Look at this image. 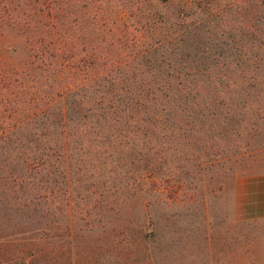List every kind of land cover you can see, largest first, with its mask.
I'll return each instance as SVG.
<instances>
[{
	"label": "trees",
	"instance_id": "1",
	"mask_svg": "<svg viewBox=\"0 0 264 264\" xmlns=\"http://www.w3.org/2000/svg\"><path fill=\"white\" fill-rule=\"evenodd\" d=\"M198 1L205 4L201 19L187 24L163 19L148 0H0V34L17 29L30 45L24 71L28 80L21 84L34 88L31 106L39 105L32 119L16 128L29 126L40 135L21 153L31 175L45 173L46 187L52 188L58 165L70 178L77 164L74 141L112 143L96 144L105 149L101 159L111 155L114 145L121 146L123 156L132 159L122 162L119 157L123 166L138 164L133 151L141 154L142 148L131 145L137 140H164L157 149L161 154L188 139L197 152L195 144L212 137L210 131L204 133V122L214 116L213 107L229 106L238 116L252 102L263 105V94L252 98L244 91L249 73H264V0H229V57L224 47L217 51L222 0ZM115 12L119 19L111 16ZM91 15V29L98 34L88 41ZM0 143L9 152L18 146L11 137L0 138ZM78 149L83 173L90 167L84 153L92 150L89 144ZM20 185L14 200L30 207L29 213V203L41 201L35 188ZM45 190L50 213L58 197ZM44 238L0 239V264H57L49 246L35 250ZM64 250L57 255L59 264H73L72 248Z\"/></svg>",
	"mask_w": 264,
	"mask_h": 264
},
{
	"label": "rangeland",
	"instance_id": "2",
	"mask_svg": "<svg viewBox=\"0 0 264 264\" xmlns=\"http://www.w3.org/2000/svg\"><path fill=\"white\" fill-rule=\"evenodd\" d=\"M148 1L163 19L174 23L198 22L205 6L198 0L196 5L193 0ZM221 2L225 13L219 17L217 51L224 47L229 57V0ZM93 16H88V41L98 34V29H91ZM111 16L119 19L116 12ZM9 31L0 34V138L11 137L18 146L9 152L0 143V239L45 237L35 250L49 246L52 263L57 264L61 261L57 255L66 246L72 248L73 264H264V221H236L229 199L230 176L264 168V102L240 108L238 116L229 106L213 107L214 116L204 122V133L210 131L212 137L195 144L197 152L191 151L188 139L161 154L157 149L164 140H137L131 143L142 148L141 154L133 151L137 165L121 164L119 157L122 162L132 159L123 156L118 144L101 159L105 149L96 144L112 143L90 140L92 151L84 153L90 167L82 173L85 162L78 146L88 144L74 141L75 170L66 179L56 165L48 188L45 173L31 175L21 154L40 138L32 127L19 129L39 104L31 106L34 88L21 84L28 80L24 71L30 45L21 31ZM249 74L244 92L262 98L264 73ZM39 103L44 108L45 102ZM27 106L29 110L20 113ZM101 163L100 169L92 168ZM19 184L35 188V198L41 201L30 202L29 213L30 207H20L14 200ZM45 189L58 197L50 213L44 204Z\"/></svg>",
	"mask_w": 264,
	"mask_h": 264
},
{
	"label": "crops",
	"instance_id": "3",
	"mask_svg": "<svg viewBox=\"0 0 264 264\" xmlns=\"http://www.w3.org/2000/svg\"><path fill=\"white\" fill-rule=\"evenodd\" d=\"M231 214L236 221H264V168L229 177Z\"/></svg>",
	"mask_w": 264,
	"mask_h": 264
}]
</instances>
